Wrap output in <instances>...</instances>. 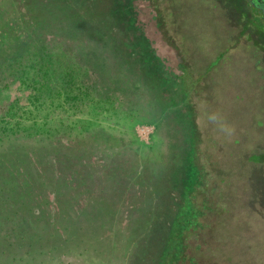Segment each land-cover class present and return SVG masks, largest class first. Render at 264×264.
Masks as SVG:
<instances>
[{
  "label": "rangeland",
  "instance_id": "obj_1",
  "mask_svg": "<svg viewBox=\"0 0 264 264\" xmlns=\"http://www.w3.org/2000/svg\"><path fill=\"white\" fill-rule=\"evenodd\" d=\"M185 4L184 0H113V4L103 0L96 22L104 24L97 29L117 46L105 36L92 33L79 39L75 34L74 58L63 56L72 65L65 66L64 58L58 57L60 62L48 63L45 71L28 70L24 83L14 82L0 92V153L8 150L0 199L9 196L16 202L17 188H26L19 200L43 211L38 226L44 227L48 209L51 206L54 213L58 198L47 192L57 185L43 175V165L62 154L51 150V142L59 137L87 135L89 146L95 145L91 153L103 160L110 176L122 179L128 172L136 174L142 183L132 199L138 217L147 213L144 206L152 199L151 185L163 181L164 174L169 181L166 163L180 172L176 167L187 158L186 164H194L198 173V185L193 183L190 193L202 212L199 228L185 232L178 264H264V161L261 154L254 158L249 143L251 138L263 141L264 122L256 125L246 115L252 105L246 99L251 65L234 57H240L237 52L242 51L244 37L230 51L231 57L204 70L214 51L204 52V60L181 55L183 46L190 48L194 42L175 30L171 14L175 10L176 18L186 14ZM83 48L89 50L90 60L103 64V72L97 73L90 61L89 66L76 61ZM183 169L188 175L187 166ZM87 170L96 172L95 164ZM19 171L27 176L23 184H17ZM178 189L180 185L174 192L177 200ZM129 214L121 211L116 230L122 232ZM159 214V221L170 219ZM86 222V230L93 229L86 237L103 238L100 246L108 248L106 236L111 232L106 220L94 219L90 213ZM96 224L102 226L101 235L95 234ZM156 233L161 236L163 228ZM155 247L150 246L148 256Z\"/></svg>",
  "mask_w": 264,
  "mask_h": 264
},
{
  "label": "trees",
  "instance_id": "obj_2",
  "mask_svg": "<svg viewBox=\"0 0 264 264\" xmlns=\"http://www.w3.org/2000/svg\"><path fill=\"white\" fill-rule=\"evenodd\" d=\"M101 2L103 0H0V92L14 82L24 83L28 70L45 71L48 63L60 62L59 58L67 54L69 59L74 58L71 46L75 34L80 35L79 39L93 34L101 39L105 36L111 46H117L111 36L97 29L104 24L97 25L96 22ZM110 2L113 4V0ZM130 23L135 26L134 19ZM88 54L89 50L83 48L76 61L87 66V61H90L97 73L103 72V64L90 60ZM63 58L65 66L72 65L68 58ZM70 138L63 140L59 137V141L51 142V150L56 154L63 151L62 154L53 156L49 154L53 152H46L53 157L48 165H43V175L57 185L54 190L53 185L49 186L51 191L47 192L58 201H55L54 213L49 207L44 227L38 226L44 217L43 211L31 209L22 199L19 200L26 188H17V195L14 194L18 198L16 202L9 196L0 199V264H148L151 263L150 258L152 264H178L185 247V232L195 231L200 226L202 211L193 201L194 194L190 193L193 183L198 185L194 164L189 163L188 167L187 158H183L182 164L176 167L182 172H174L175 168L166 163L164 173H169V181L162 173L163 181L151 185L152 199L146 205L147 211L144 206L147 213L138 217V209L132 199L135 201L137 185L140 188L142 183L136 174L128 172L122 178L125 183L121 184L119 175L110 176L103 160H99L96 153H91L95 145L89 146L87 135ZM6 152L8 150L0 153V187L5 184ZM16 154L21 155L19 151ZM91 163L95 164L96 172L87 170ZM52 165L57 169L54 170ZM58 165L64 167L59 169ZM186 166L188 175L183 173ZM18 175L15 176L18 177L17 184H23L26 174L19 171ZM142 175H145L144 171ZM179 185L177 200L174 192ZM60 200L63 203L58 205ZM124 210L130 214L121 228L122 233L118 228L116 230V220ZM90 213L94 219L104 218L108 223L107 230L111 232L106 236L108 248L100 246L103 238L93 239L95 235L86 237L93 233V229L86 230L89 228L86 218ZM158 214L170 219L159 221ZM60 215L63 221L58 223ZM162 228L163 233L159 236L156 231H162ZM95 229V234L103 233L101 224H96ZM151 245L156 249L152 256H148Z\"/></svg>",
  "mask_w": 264,
  "mask_h": 264
},
{
  "label": "flooded vegetation",
  "instance_id": "obj_3",
  "mask_svg": "<svg viewBox=\"0 0 264 264\" xmlns=\"http://www.w3.org/2000/svg\"><path fill=\"white\" fill-rule=\"evenodd\" d=\"M184 1L186 4L183 9H187V13L176 18L175 10L171 17H175V30L182 33L183 38L192 39L194 44L190 48L183 46L186 55H181L185 59H193L196 56L204 60V52L214 51L215 57H208L204 64V70H208L219 66L226 56L231 57L230 51L238 46L239 39L244 37V44L240 45L244 53L238 51L240 57H234L242 59L246 65H251L246 99L252 102V105L249 104L246 115L253 119L256 125L264 122V0ZM262 134L264 136V132ZM249 143L254 146V158H261L257 157L261 154L264 161V137L263 141H252L251 138Z\"/></svg>",
  "mask_w": 264,
  "mask_h": 264
}]
</instances>
